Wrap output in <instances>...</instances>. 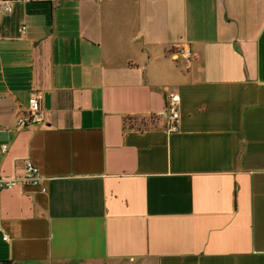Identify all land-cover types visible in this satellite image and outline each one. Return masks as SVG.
Listing matches in <instances>:
<instances>
[{
    "label": "crops",
    "instance_id": "0c3cea01",
    "mask_svg": "<svg viewBox=\"0 0 264 264\" xmlns=\"http://www.w3.org/2000/svg\"><path fill=\"white\" fill-rule=\"evenodd\" d=\"M26 160L0 264H264V0H0V176Z\"/></svg>",
    "mask_w": 264,
    "mask_h": 264
},
{
    "label": "built area",
    "instance_id": "2783aa9c",
    "mask_svg": "<svg viewBox=\"0 0 264 264\" xmlns=\"http://www.w3.org/2000/svg\"><path fill=\"white\" fill-rule=\"evenodd\" d=\"M29 1V0H23ZM4 12H9L10 7L8 5L3 6ZM25 27H21L23 33ZM174 59H180L186 68H189L191 63V52L187 46H183L173 54ZM40 94H34L33 99L30 102L28 112L19 118L15 122V129L22 130L27 126L42 121V115L39 108ZM179 97L175 94H169L166 102L165 110L160 116L166 118L165 130L167 133H175L179 129L180 114H179ZM7 147L1 146V152L5 153ZM17 184H28L31 186L39 187L41 192H44V188L41 185V174L38 166L30 160H26L24 164V175L21 178H4L0 176V189H10ZM3 240L8 241L7 234L3 235ZM14 264V263H12Z\"/></svg>",
    "mask_w": 264,
    "mask_h": 264
},
{
    "label": "rangeland",
    "instance_id": "374dc122",
    "mask_svg": "<svg viewBox=\"0 0 264 264\" xmlns=\"http://www.w3.org/2000/svg\"><path fill=\"white\" fill-rule=\"evenodd\" d=\"M159 117V118H158ZM153 118H156V117H153ZM164 118L165 119V123H166V118L165 117H162V116H157V121ZM138 120V119H137ZM145 125L147 126L148 124H146V122H144Z\"/></svg>",
    "mask_w": 264,
    "mask_h": 264
},
{
    "label": "trees",
    "instance_id": "16d2710c",
    "mask_svg": "<svg viewBox=\"0 0 264 264\" xmlns=\"http://www.w3.org/2000/svg\"><path fill=\"white\" fill-rule=\"evenodd\" d=\"M141 123H142V121H141Z\"/></svg>",
    "mask_w": 264,
    "mask_h": 264
}]
</instances>
